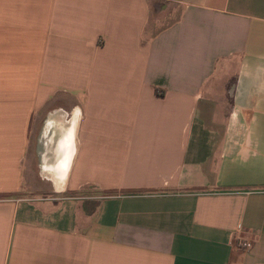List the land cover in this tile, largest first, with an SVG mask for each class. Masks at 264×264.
Here are the masks:
<instances>
[{
	"label": "crops",
	"instance_id": "obj_1",
	"mask_svg": "<svg viewBox=\"0 0 264 264\" xmlns=\"http://www.w3.org/2000/svg\"><path fill=\"white\" fill-rule=\"evenodd\" d=\"M178 2L0 0V264H264V0Z\"/></svg>",
	"mask_w": 264,
	"mask_h": 264
},
{
	"label": "bare ground",
	"instance_id": "obj_2",
	"mask_svg": "<svg viewBox=\"0 0 264 264\" xmlns=\"http://www.w3.org/2000/svg\"><path fill=\"white\" fill-rule=\"evenodd\" d=\"M60 115L62 116V114H60ZM75 117H77V115L73 116V119H72L73 121L77 119ZM73 121H71V123H70V127L71 128H73ZM74 123L76 125L75 121H74ZM64 126L66 127V125H64ZM68 130H69V127H68L67 131ZM64 161H63V163H60L58 165L59 170L57 171V174L55 176H53L49 172L45 174L52 181L51 183H53V185H55L58 189H62L63 188L64 182H65V176L67 174V170H68V166H69V161H67V159L64 160Z\"/></svg>",
	"mask_w": 264,
	"mask_h": 264
},
{
	"label": "rangeland",
	"instance_id": "obj_3",
	"mask_svg": "<svg viewBox=\"0 0 264 264\" xmlns=\"http://www.w3.org/2000/svg\"><path fill=\"white\" fill-rule=\"evenodd\" d=\"M163 1H164L163 8H165L164 11H167L169 9L168 12H165L166 15L164 20L166 21L175 16L176 10L179 5L178 2L179 0H168V1L163 0ZM206 120L207 122H210V117H206Z\"/></svg>",
	"mask_w": 264,
	"mask_h": 264
},
{
	"label": "built area",
	"instance_id": "obj_4",
	"mask_svg": "<svg viewBox=\"0 0 264 264\" xmlns=\"http://www.w3.org/2000/svg\"><path fill=\"white\" fill-rule=\"evenodd\" d=\"M233 238L235 247L239 249V251H249L252 246V242L249 239L244 238L239 232L235 233Z\"/></svg>",
	"mask_w": 264,
	"mask_h": 264
}]
</instances>
